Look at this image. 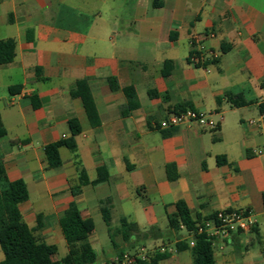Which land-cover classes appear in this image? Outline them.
Here are the masks:
<instances>
[{
    "label": "crops",
    "instance_id": "1",
    "mask_svg": "<svg viewBox=\"0 0 264 264\" xmlns=\"http://www.w3.org/2000/svg\"><path fill=\"white\" fill-rule=\"evenodd\" d=\"M9 39L14 58L0 65L6 132L0 161L9 181L26 184L28 199L18 208L38 240L55 245L57 254L61 250L59 258L66 255L59 220L74 201L81 217L93 223L103 220L106 208L110 223L119 225L124 217L143 232L153 229V236L133 234L127 243L116 228L117 249L108 230L107 248L94 230L88 240L95 264H115L118 251L134 254L140 247L148 263L160 254L156 264H192L190 251L176 248L189 242L188 234L168 228L167 216L181 200L193 218L251 211L258 223L230 242L216 241L214 264H264V115L258 110L264 102V0H0V41ZM193 42L214 52L216 61L190 64ZM222 44L229 47L225 54ZM166 61L171 66L163 76ZM82 79L96 107V127L81 100L70 96ZM127 87H133L138 106L122 115ZM226 93L251 104L233 108ZM180 104H190L216 127L192 122L161 128ZM228 112L249 116L229 125V145L222 151ZM71 118L80 125L76 149L60 148L61 166L49 169L43 148L70 136ZM250 120L255 124L249 126ZM218 156L226 162L219 165ZM100 167L109 180L92 185ZM79 169L89 183L74 197L70 187L78 184ZM163 245L166 251L158 252Z\"/></svg>",
    "mask_w": 264,
    "mask_h": 264
},
{
    "label": "trees",
    "instance_id": "2",
    "mask_svg": "<svg viewBox=\"0 0 264 264\" xmlns=\"http://www.w3.org/2000/svg\"><path fill=\"white\" fill-rule=\"evenodd\" d=\"M15 43L13 40L0 41V65L12 62L14 58ZM229 47L224 44L221 46V54L227 53ZM193 49L189 54L192 55ZM187 61L190 63V59ZM215 60L210 61L211 63ZM209 62V61H208ZM191 64V63H190ZM207 63H203V66ZM200 66L202 64H193ZM171 66L170 61L164 63L162 75L167 76L169 70L166 68ZM112 90H116L114 80H110ZM19 87L10 88V93ZM123 93L127 98V109L122 112V115L128 114L130 110L137 108L136 94L133 87L123 89ZM150 96H157L156 92L150 91ZM72 98H79L82 102L86 116L91 126L96 127L100 124L96 107L94 105L90 88L86 79L77 81L70 90ZM227 103L233 108L245 107L251 104L241 94L226 93L224 95ZM34 98L31 101L34 106ZM217 99V103L220 102ZM187 109L194 110L190 104H180L174 108L173 114L183 112ZM259 113L264 115V102L258 106ZM70 136L62 138L56 142L47 144L43 148L47 166L49 169H58L61 164L59 154L60 148H65L71 151L76 149L75 136L80 133V125L78 120L71 118L67 122ZM212 130V132H215ZM6 132L0 122V139L5 136ZM219 165L226 162L223 156L216 157ZM78 184L75 187H70L71 194L75 197L80 194L81 186L88 184L84 169H79ZM109 176L105 168L97 169L95 180L91 182L92 185L108 182ZM28 199V191L23 180L9 181L2 162L0 161V250L3 253V259L0 264H95L97 255L89 243V235L94 231V223L91 219H83L77 208L76 203L71 202L64 210L59 225L62 235L67 244V253L62 258H57V247L55 245H48L38 240L33 235V230L30 229L23 221L18 206ZM264 205V199H263ZM175 213L167 216L168 228L174 232H179L181 226L187 234H192L193 245L190 246L188 241H182L176 244L178 250L188 249L191 253L192 264H214L213 246L209 238L203 234L196 233V225L200 219L193 218L190 210L184 201L175 203ZM103 221L107 226L108 234L114 248L117 249L115 242L116 234L122 236L124 242L130 243V238L135 234L138 238L146 239L153 236V229L148 231H141L137 224L128 222L126 218L119 219V226L116 231H112L110 223V212L108 209H102ZM133 247V245H132ZM121 256L123 253L118 251ZM164 255L157 254L151 263L136 260L135 264H156Z\"/></svg>",
    "mask_w": 264,
    "mask_h": 264
},
{
    "label": "built area",
    "instance_id": "3",
    "mask_svg": "<svg viewBox=\"0 0 264 264\" xmlns=\"http://www.w3.org/2000/svg\"><path fill=\"white\" fill-rule=\"evenodd\" d=\"M193 53L189 57L190 63L202 64L206 61H212L217 59V55L211 50L205 49V47L200 45H195L192 43ZM195 122L201 127L214 129L216 123L209 120L207 116L203 113L197 112L195 110L187 109L183 112L171 115L167 120L160 123L161 128L176 127L182 124H188ZM254 121H248V125H254ZM261 220L264 221V211L261 215ZM258 223V219L252 214L251 211L247 210H222L214 213L208 218L202 219L196 225V233L203 234L209 238L212 242V246L215 242L220 243L230 242L232 237L237 233L250 230L253 226ZM183 229V227H180ZM189 236V245H193L192 234ZM166 251L165 246H160L158 252L163 253ZM147 251L145 248L140 247L134 254L123 253L121 256H117L114 259L115 264H135L137 259L142 261L147 260ZM98 264H107L105 262H100Z\"/></svg>",
    "mask_w": 264,
    "mask_h": 264
},
{
    "label": "rangeland",
    "instance_id": "4",
    "mask_svg": "<svg viewBox=\"0 0 264 264\" xmlns=\"http://www.w3.org/2000/svg\"><path fill=\"white\" fill-rule=\"evenodd\" d=\"M246 113L247 112H241L240 114L232 115L231 112H228L225 115L226 120L228 122V126L226 127V130H225V139L223 142L218 144V147L222 148V151H225L227 146L229 145V143H228V139L230 138L229 137V132H230L229 125L233 121H237V119L239 120V118H241V117H243L245 119L248 118L249 114L247 115ZM242 125L244 128L248 127L247 123H245V125L244 124H242ZM207 134H209V133H207ZM94 226H95L94 230L96 231V233L103 239V244H104L105 248L110 247V243H109V240L107 237V226L104 223V221L101 218L95 219ZM118 226L119 225L117 224V222L111 223L112 231L116 230V228H118ZM115 241H116V239H115ZM60 255H61V250L59 251V254H57V258H59Z\"/></svg>",
    "mask_w": 264,
    "mask_h": 264
}]
</instances>
